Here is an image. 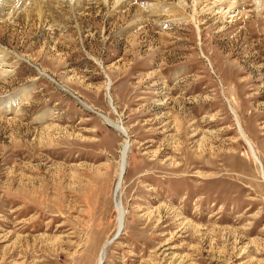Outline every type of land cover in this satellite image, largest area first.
<instances>
[{
	"label": "rangeland",
	"instance_id": "obj_1",
	"mask_svg": "<svg viewBox=\"0 0 264 264\" xmlns=\"http://www.w3.org/2000/svg\"><path fill=\"white\" fill-rule=\"evenodd\" d=\"M47 1L0 18V264H264V0Z\"/></svg>",
	"mask_w": 264,
	"mask_h": 264
},
{
	"label": "bare ground",
	"instance_id": "obj_2",
	"mask_svg": "<svg viewBox=\"0 0 264 264\" xmlns=\"http://www.w3.org/2000/svg\"><path fill=\"white\" fill-rule=\"evenodd\" d=\"M82 1L83 0H74L73 9H78V7H81V5L83 3ZM260 5H263V4H260ZM48 8H49V6H48V1L47 0H0V18H4V17L12 18L14 14H16L18 11H21V10L22 11L31 10V12H34V10H38L40 13H43V11L44 10H48ZM116 8H118V6ZM156 8L159 9V11L162 10L161 6H158ZM4 74H6V71L1 70V68H0V76H2ZM105 120H106V122L107 121H111V120H109L107 118H105ZM112 125H114V128L118 129V131L123 135V137H126L128 139V137L126 136L127 133H126L125 129H123L121 126L119 127V125L117 126V125H115L113 123H112ZM126 138L122 141L121 146H120V150H119V155H120V159H119V174L117 176V179H116L114 187H113L114 188L113 189V196L116 195V200H117L118 192H119V189H120V188H117V185H119V183L122 182L121 179H122V176L124 175V174L123 175L121 174L122 169L125 166V162H124V166L122 165L123 164L122 162H123L124 151H125V148H126L127 145L130 146L129 139L127 140ZM254 157L258 161V158L256 156H254ZM124 169H125V167H124ZM262 173H263V171H262ZM262 178H264V174H262ZM263 181H264V179H263ZM115 191H116V194H115ZM116 200L114 202V204H115L114 206H115V208L117 210V218L116 219H117V224H119V226H118V229H119V227L121 225H123L122 224L123 222L121 223L123 210L116 203ZM103 255H104V252H102L100 254V256L97 257L96 264H102Z\"/></svg>",
	"mask_w": 264,
	"mask_h": 264
},
{
	"label": "water",
	"instance_id": "obj_3",
	"mask_svg": "<svg viewBox=\"0 0 264 264\" xmlns=\"http://www.w3.org/2000/svg\"><path fill=\"white\" fill-rule=\"evenodd\" d=\"M107 123H108V122H107ZM109 126L114 127V125H111V124H109ZM128 148H129V145L126 146L125 151H124V155H123V161H124V162H125V158H126V156H127ZM124 171H125V170H124V167H123L122 172H121L122 175L124 174ZM121 222L124 223V212H123V214H122ZM123 223H122V224H123ZM122 227H123V225H121V226L119 227V229L116 231V233H115V235L112 237V239L109 240V242L112 241V240H114V239H116V238L118 237V235L120 234V231H121Z\"/></svg>",
	"mask_w": 264,
	"mask_h": 264
}]
</instances>
